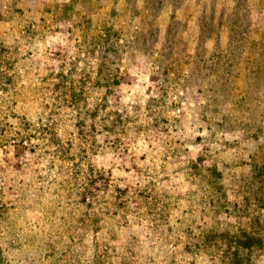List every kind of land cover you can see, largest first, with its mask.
I'll use <instances>...</instances> for the list:
<instances>
[{
    "label": "rangeland",
    "instance_id": "374dc122",
    "mask_svg": "<svg viewBox=\"0 0 264 264\" xmlns=\"http://www.w3.org/2000/svg\"><path fill=\"white\" fill-rule=\"evenodd\" d=\"M234 252L264 264V0H0V264Z\"/></svg>",
    "mask_w": 264,
    "mask_h": 264
},
{
    "label": "trees",
    "instance_id": "16d2710c",
    "mask_svg": "<svg viewBox=\"0 0 264 264\" xmlns=\"http://www.w3.org/2000/svg\"><path fill=\"white\" fill-rule=\"evenodd\" d=\"M247 239H243L239 244L237 249H243L245 251H250L255 245L256 240L253 238H250V236H247ZM236 249V251H237ZM233 257L230 259V264H246L243 262L244 259H241L238 257L237 252H234L232 254Z\"/></svg>",
    "mask_w": 264,
    "mask_h": 264
}]
</instances>
